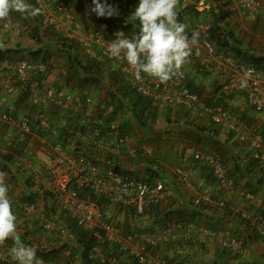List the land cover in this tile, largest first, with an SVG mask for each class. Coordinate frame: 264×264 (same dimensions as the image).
Returning <instances> with one entry per match:
<instances>
[{
    "label": "built area",
    "instance_id": "1",
    "mask_svg": "<svg viewBox=\"0 0 264 264\" xmlns=\"http://www.w3.org/2000/svg\"><path fill=\"white\" fill-rule=\"evenodd\" d=\"M32 1L36 7L43 10V14L39 16L44 27L53 29L69 39L79 41L83 49L92 56L100 53L107 60L114 62L117 69L126 77L130 87L138 94L148 98L153 104L182 105L199 117L207 115L215 124H226L230 131L237 133L240 138L247 141L252 157L264 167V136L261 132L250 129L240 116L233 114L221 105L204 104L198 94L191 92L189 88L176 81L162 84L144 73H141V78L138 79L134 74V69L127 64L126 60L122 57L120 59L112 58L108 54V45L116 38H107L101 31L94 29L89 30L90 32L85 37H78L77 29L81 28L80 25L76 23L71 28L64 27V23L59 17L66 18L70 23L73 21V16L63 1ZM237 2L244 13L249 16L258 17L262 12L260 0H237ZM210 3L213 4L211 0L206 3L201 2L197 4V7H210ZM181 22L184 23V21ZM23 29L21 20L12 15L7 21L0 20V34L20 36ZM82 29L85 31L86 26H83ZM210 29L211 23L208 20L196 21L189 27V31L196 30L199 33V41L206 52L213 57L208 61L211 70L226 73L227 91L230 93L244 92L248 105L258 112L262 111L264 109V68L259 69L241 63L231 56L217 53L214 44L209 39ZM48 73V64L43 61L0 60L1 93L13 92L15 86H19L23 92L28 94L33 106L38 107L41 104L50 103L61 110L70 112H79L85 105L93 103L94 98L91 94L77 92L63 81L44 88V78ZM5 106V96L0 95V121L5 124L18 125V141L28 144L27 134L31 131L30 118L18 120L6 110ZM99 108L100 112L105 115H109L115 110L114 104L107 101L101 102ZM42 124L48 125V122L43 120ZM94 133L97 136L94 138L96 146L113 158L120 155L121 146L128 141V138L122 136L117 138V143L108 144L105 138H100V130L96 129ZM74 150L68 149L60 143L53 145L49 150L48 162H44L40 168L38 166V170L45 174L49 180V192L63 213L68 215L76 226L94 235L98 242H107L109 247L116 245L122 254L129 255L136 264H186L153 254L152 250L175 240L189 243L188 246L206 245L210 240H214L219 248L221 260H223L219 264L225 262L226 264L229 262L231 264H246L241 262L245 255V246L240 237L230 230H216L197 222L174 221L151 232L135 231L123 235L117 218L118 212L111 214L110 209L114 208L116 211L132 209L134 213L142 214L148 206L166 200L167 184L159 178L150 181L131 176L112 167L103 168L93 159ZM145 151L148 155L152 153L149 148H146ZM185 152L171 174V178L180 184L182 191L192 196L195 204L205 208L216 207L221 210L228 208L232 216L244 220L264 240V216L231 202L230 197L234 195L235 184L229 175L227 165L221 158L213 152H204L193 147L187 148ZM190 160L208 166L210 180L213 182L212 186L219 191L218 195L215 196L210 189L203 190L193 183ZM87 191L92 192L95 196H90ZM8 195L12 201V208L20 210L24 217H31L38 213L45 230L55 229L57 238L64 239L68 236L69 227L63 223L55 224L56 217L52 219L50 212L37 211L36 201L20 200L16 205L9 192ZM242 196L243 201L245 200L247 203L254 200L252 192L245 191ZM11 247V244L6 243L0 246V263L15 264L10 257ZM38 257L43 260L44 264H55L42 256ZM89 257L97 258L104 263H115L116 261V255L112 249L109 248V253L104 255L101 254L99 245L93 247Z\"/></svg>",
    "mask_w": 264,
    "mask_h": 264
},
{
    "label": "crops",
    "instance_id": "2",
    "mask_svg": "<svg viewBox=\"0 0 264 264\" xmlns=\"http://www.w3.org/2000/svg\"><path fill=\"white\" fill-rule=\"evenodd\" d=\"M206 1L209 0H180V13L183 15L182 21L188 25V28L196 21L206 20L207 11L210 7H197V4L206 3ZM260 1L262 3L261 14L257 20L249 22L246 20L248 16L238 5L237 0H225L230 16L223 21L226 29L241 40L242 45L249 52L257 55L264 53V0ZM210 6H213V4ZM195 11L203 14L196 15ZM77 18L79 22H82L83 26H86L85 20L87 18L92 25L95 23L88 10H83L81 13L77 11ZM138 29L139 27L134 32L127 34V37L130 39L135 38L138 34ZM98 59L96 60L101 67V80L97 84L81 85V88H83L82 92L76 87H72L77 92L91 94L94 98L92 104L85 105L79 112L61 110L50 103L35 107L31 104L28 94L23 92L19 86H16L13 92L7 93H1L0 88V95H4L6 99V110L18 120L23 118L34 120L31 131L27 134L28 144H22L18 141V125L5 124L0 121V171L6 173L9 193L16 205L20 200L28 201L32 198L38 205L37 211L43 210L45 212L48 209L51 214L50 217L52 219L56 217L54 220L56 221L55 224H70L73 222L68 215L63 213L52 198V194L48 189L49 180L45 177V174L40 173L38 166L40 168V165L48 162L49 150L53 145L60 143L72 150L75 149V143L78 140L81 143L77 145V152L87 154L103 168H116L115 166L117 165L122 172H129L133 176L144 177L149 173L147 169L154 167L164 170L166 175H164L163 180L168 183V180H170L169 174H171L167 173L171 171L167 167L169 159L173 158L176 161L178 157L181 159L182 157L180 158V156L185 155V151L189 147L198 148L205 152L215 151L214 149L217 146L222 147L227 167L230 172L235 174L238 180L234 195L231 197L229 195L231 202L247 208L253 213L263 214L264 177L262 172L264 169L259 165L261 169H253L255 171H252L253 173L251 172L250 176L244 172L241 174L240 170L243 171V164L247 163L250 156L247 150L248 144L244 138H240L237 133L230 131L226 124H215L210 122L207 116L197 118L194 114H192V124L189 123L186 109L182 105L163 104L153 106L156 116L153 120H148L147 128L145 129L132 119L117 120L112 124L104 123L103 128L97 127V124L102 121L98 117L100 113L99 104L108 101L111 90L121 89L122 85L128 84L126 77H122L121 73H118L114 62L102 58ZM212 59L213 57L206 52L201 42L198 41L192 47L191 56L181 70L182 74L174 77L171 81H176L186 86L190 85L196 94L199 93L201 95L202 92L208 98L214 95L218 96L220 92H223L224 100L230 110L237 115L246 116V119L249 120L250 129L264 133V109L259 112L252 109L247 105L245 98L239 94L228 96L227 94L231 93L226 89V73L223 74L219 71L211 70L208 61ZM63 61L60 68H50L49 73L44 78V88L64 81L66 66L64 67L63 63L66 64V60ZM201 100L205 101L203 97ZM43 120L48 122V125L42 124ZM77 123L84 126L83 131L79 128L74 130ZM80 125L79 127H81ZM107 128L109 129L107 130ZM96 129L103 130L100 138H105L108 144L117 143V138L122 136L128 138L127 143L121 146V153L118 157L113 158L104 150L94 146L92 138H97L94 133ZM65 131L70 132L71 136L66 137ZM214 131L216 132L212 134ZM65 138L66 142L64 141ZM146 148L152 150L151 155L146 153ZM4 157L11 160L8 162ZM109 157H111V161ZM189 163L193 183L203 190L206 188L210 189L215 196L218 195L219 191L206 180L204 175L205 168L191 160ZM235 164H238L240 170L235 169ZM252 175L262 178V184L258 188L253 189V191L247 189L248 184L251 185L253 182L254 177L252 178ZM178 185L181 187L180 184ZM246 189L250 190L254 195V200L248 203L245 200L243 201L242 196L243 191ZM173 192L180 194L175 188L173 190L169 189L167 191L168 197ZM13 210L18 217L17 231L26 244L34 246L36 249L43 248L47 251L59 249V256L54 257L52 261L55 264H71L68 260L69 256L71 261L76 256L73 257L74 250L71 251L70 249L74 246L73 242H71L73 240L71 232L66 239L62 241L56 240L55 229L45 230L42 227V230H39L38 227L39 225L43 226V222L38 213L31 217H24L21 215L20 210L16 208H13ZM131 210L116 211L114 208L110 209L111 214L118 212L117 218L122 232L151 231V229L158 228L157 218L153 215L151 208L142 214L135 213L134 215L130 214ZM223 212V210L216 207H210L207 214H205L206 212L202 214L199 223L216 230H230L237 236L239 235L242 240L246 235H249L251 240H248L247 244L244 245L245 255L241 262L246 264H264L263 238L258 237L259 239H255L254 235L257 234L255 229L250 226L244 229L238 220L233 221L229 217H224ZM120 219L123 223H120ZM66 243L70 247H66L64 245ZM6 244L12 245V241L9 240ZM108 249L104 245L101 247V253L105 255L108 253ZM63 256L68 257L67 261H65ZM170 257L173 261L182 260L186 264H219L223 262L217 243L214 240H210L206 245L186 249L181 253L170 251ZM121 260L123 262L120 264H135L132 258L125 253L122 254ZM77 264H81L80 261L77 260ZM223 264H226V262ZM229 264L231 263L229 262Z\"/></svg>",
    "mask_w": 264,
    "mask_h": 264
},
{
    "label": "trees",
    "instance_id": "3",
    "mask_svg": "<svg viewBox=\"0 0 264 264\" xmlns=\"http://www.w3.org/2000/svg\"><path fill=\"white\" fill-rule=\"evenodd\" d=\"M61 1L64 2L67 8L68 7L67 2L65 0H61ZM213 1L215 2V6L214 7L210 6L209 10L207 11L208 13L207 16H209L210 19H206V20L210 21L211 23V29L209 31V39L214 44L216 52L231 56L233 59L241 63L249 64V65L255 66L256 68H259V69L264 68V53L257 55V54L249 52L242 45L241 40H239L236 36H234L230 31L226 29L225 25H223V21H225V19H227L230 16V11L227 9V6H226L227 4L225 0H211V2ZM100 2L104 3L105 1L103 2L100 0ZM84 3H85L86 9L88 10L90 15L95 20L93 29L96 31H101L103 35L107 38H116L114 34L117 31H124L125 36L127 37L128 36L127 34L134 32V30L139 27L138 21L135 24L129 22V15L135 10V7L139 3V0H107V3L119 9V15L113 16L110 18L109 17H98L95 13L91 12L90 8L94 7V5L92 4V0H84ZM68 11L70 12V10ZM195 13L196 15L203 14L202 12L200 13L197 11H195ZM71 15L73 14L71 13ZM21 16L23 17L22 20L27 21L24 15H21ZM182 16L183 15H181V13L179 12L180 21H182L183 19ZM27 19H31V21L35 23L38 20L39 21L38 26L43 28L41 24L40 16H37L35 18H27ZM21 22L24 26V22L23 21ZM39 30L40 31H38L36 25L32 27L33 33L31 34V38L37 41L40 45H43L44 47H37V48H34L33 50H28V49L26 50L25 48L21 47L20 44L16 43L14 46L0 48V60L8 59L11 61H18V60H23V59H29L33 61H43L48 64V67L50 70L51 65L48 60L50 57L49 47L52 48L50 41L56 40L58 43V46L56 48L59 50L60 55L66 60V64H64L66 66V71L64 74L65 77L63 81L65 84H70L71 88L76 87V89H79V91L82 92L83 88H81V85H85V86L87 84L93 85V84H97L101 80L102 72H101L100 65L97 63V60H99L98 58L107 60L105 56H103L100 53H97V55L95 56L97 57L96 58L97 60H96L94 56H92L90 53H87V51L83 49L79 41L69 39L65 37L64 35H61L58 32H53L51 29L47 27L43 28L42 30L39 28ZM50 38L51 40H49ZM118 73H121V72L118 70ZM121 75L122 77H125L122 73ZM183 85L186 86L185 84ZM186 87L189 88L191 92L196 93L194 92V90L191 89L190 85H187ZM76 89L74 90L76 91ZM233 94H239L245 98L244 92H233L227 95L230 96ZM200 97L202 98V95L199 94V98ZM204 100L205 101H203V103L206 105H209V106L221 105L225 109L232 112V110H230V108L227 106L226 101L224 100L223 92H220V95L218 96L214 95L211 98L206 97L204 98ZM107 102L114 104L115 110L109 115H105L103 112H100L98 117L102 121L100 124H97V127L103 128L104 123L112 124L117 120L120 121L123 119L124 120L132 119L133 121L137 122L140 127H144L145 129L147 128L148 120L149 119L153 120V118H155L156 116L155 112L153 111V106H156L157 104H153L148 98L135 92V90H133L129 84L122 85L121 89L111 90L110 96ZM251 108L254 109L253 107ZM186 114L188 116L189 123L193 124V115H192L193 113L186 109ZM194 116L199 118V116L195 114ZM204 116H207V115H204ZM237 116H240L241 120L245 122L248 126H250L248 124L249 120L246 119V116H241V115H237ZM30 121H31V127H32L34 124L33 123L34 120L30 119ZM210 122L212 121L210 120ZM79 125L80 124L77 123L74 127L75 128L74 130H77V128H79V129H82L83 131L84 126L80 125L81 127H79ZM108 129L109 128H107V130ZM102 131L103 130H100V134L102 133ZM65 132H66L65 133L66 137L71 136L70 132L68 131H65ZM215 132L216 131L212 132V134H214ZM262 134L264 136V133ZM92 139H93L94 146H96L95 139L94 138ZM64 141L66 142V138L64 139ZM80 143H81L80 141L78 140L76 141L75 143L76 147L74 151H77L78 149L77 145H79ZM214 150L215 151H212V152L217 154L221 158V160L226 164L227 162L225 161V156L223 154L222 147L217 146L215 147ZM247 150H248V155L250 156H249V160L247 161V163L243 164L244 165L243 171L238 168L239 162L238 164H235V169L240 170L241 174L244 172L246 175L249 174L250 176L251 172L255 171L253 169H256V168L264 169V167L261 164H259V162L255 158L252 157L251 152L248 148V145H247ZM77 153H81V152H77ZM82 154L89 157L87 154L83 152ZM183 155H181L180 158L183 157ZM109 158L111 161V157ZM237 159L239 160V158ZM5 160L9 162L11 159L6 157ZM259 165L261 166V168H259L260 167ZM200 166L205 168L204 175L206 176V180L208 181L210 185H212L213 182L210 180L211 177L209 174L208 166L201 165V164ZM115 167H116L115 169H117L118 171H122L120 168L117 167V165ZM147 172L149 173H147L144 177H138L136 175L134 177L143 178V179L151 181L154 178H159L163 180L164 175H166L164 174L165 173L164 170L162 169L159 170L158 168H154V167L148 168ZM228 172H229V175L233 178L235 186H237L238 185L237 177L235 176V174H233L229 170ZM126 173L130 174L129 172H126ZM262 175L264 177V170L262 172ZM131 176H133V174ZM171 176L172 175H170L169 177L170 180H168L169 184L168 182H165V183L167 184V187L169 186V189L173 190L175 188L179 191L180 194H178L177 192L176 193L173 192L172 193L173 195L171 194L169 197L167 195L166 200L163 201L165 202L164 204H162L163 202H161L156 205L148 206L145 209V211H147V209L149 208L152 209L153 215L156 216L157 218V222H156L158 224L157 227L166 226L174 221L199 223L200 222L199 219L202 216V214H204V212H206L205 214H207L210 208L208 209V208H205L204 206L195 204L193 198L189 196L188 194L183 193L181 187H179L176 180L174 178H171ZM252 178H253V182L251 183V185L248 184L247 189H250L253 191V189L258 188V186L262 184V178L255 176V175H252ZM247 189L245 191L251 192L250 190H247ZM87 192L90 196H93V197L95 196L92 192L90 191H87ZM29 200H32V198H30ZM222 210L224 211L223 212L224 217H229L233 221L238 220L240 225L242 224L244 229H247L249 227V225H247L244 220H240V218H236L235 216H232L231 211L228 208H223ZM46 211H48V209ZM263 215H264V212H263ZM66 225L69 227V230L71 234L73 235V240L71 242H73L74 246L70 248L71 251L74 250L73 257L76 255L74 258L71 257L73 260L75 261L78 260L80 261L81 264H120L123 262L121 260L122 253L118 250V247L116 245L108 247L109 245L106 244L107 242L106 243L98 242L97 238L94 235L76 226L74 222L70 224H66ZM42 227H43L42 225H39L38 227L39 230L40 229L42 230ZM154 230L155 229H151V231H154ZM238 237L240 236L238 235ZM254 237L255 239H259L258 237L260 236L257 233L254 235ZM248 240L250 241L251 237L249 235H246V237L243 239L244 245L247 244ZM188 244L189 243H186V242L183 243L180 240L169 241L166 243L165 246L162 245L158 248L153 249L152 253L165 256L166 258H171L170 251L181 253L185 251L186 249L188 250L189 247H191V246H188ZM64 245H66V247H70L68 246V243ZM96 245H99L100 247H103L105 245V247L112 249L116 255L115 263H104V262H101L97 258H90L89 254L91 250L93 249V247ZM108 253H109V249H108ZM59 254H60L59 249L58 250H48V251L43 248L37 249L38 256H42L44 259L50 260V261H52L54 257L59 256ZM170 260L173 261V259H170ZM133 262L135 263L134 260ZM180 263H184V262L181 260ZM0 264H4V263H0Z\"/></svg>",
    "mask_w": 264,
    "mask_h": 264
},
{
    "label": "clouds",
    "instance_id": "4",
    "mask_svg": "<svg viewBox=\"0 0 264 264\" xmlns=\"http://www.w3.org/2000/svg\"><path fill=\"white\" fill-rule=\"evenodd\" d=\"M92 4L94 7L90 11L98 17L119 15V9L107 3V0L104 3L92 0ZM13 12L24 15L26 19L43 14L42 8L27 0H0V20H9ZM179 12L180 0H139L129 15L130 23L139 22L138 34L130 39L124 31H117L114 34L116 39L108 45V54L112 58L122 57L126 60L138 79L144 73L167 84L182 74L181 70L191 56L192 47L199 41V33L196 30L189 31L188 25L180 21ZM8 192L6 173L0 171V246L12 241L10 257L15 264H44L37 256V249L21 239L17 231L18 217Z\"/></svg>",
    "mask_w": 264,
    "mask_h": 264
},
{
    "label": "rangeland",
    "instance_id": "5",
    "mask_svg": "<svg viewBox=\"0 0 264 264\" xmlns=\"http://www.w3.org/2000/svg\"><path fill=\"white\" fill-rule=\"evenodd\" d=\"M67 2V8L68 10H70V12L73 14V21L72 23H70L69 21L66 20V18H63L61 16L60 19L61 21L64 23V27H73L77 22L78 24L80 25V29L78 28L77 29V32H78V37H85L90 31L89 30H93V25L91 23H89V19L87 18L85 20V24H86V30L84 31L82 29L83 25H82V22L78 21V18H77V11L78 13H81L83 10H87L85 9V3H84V0H65ZM101 1H105V0H101ZM28 3L32 4L33 5V1L32 0H27ZM213 6H215V2L213 1ZM12 16L14 17H17L18 19H20L21 21L24 22V29H23V33L20 35V36H12V35H8V34H5V33H1L0 34V48H3V47H9V46H14L16 43L20 44L21 47L25 48L26 50H33L34 48H37V47H44L43 45H40L37 41L33 40L31 38V34L33 33L32 31V27H34L35 25L37 26V29L38 31L39 28L42 30L43 28H45L43 25V28L39 27L38 24H39V21L37 20L36 23L31 21V19H26L27 21L25 20H22L23 17L21 16L22 14L20 13H17V12H14V14L12 13L11 14ZM247 15V14H246ZM248 18L246 19L247 21L251 22L252 20H257L258 17H252V16H249L247 15ZM206 19H210L209 16H206ZM50 29V28H49ZM53 32H55L53 29H51ZM51 31V33H52ZM45 40V38H44ZM51 40V38L49 39ZM51 43V47H49L50 51V57H49V62H50V65H51V68H55V67H58L60 68L61 67V62L62 60L65 61V59L60 55L59 53V50L56 48L58 46V43L56 40H51L50 41ZM47 49V48H46ZM63 61V62H64ZM65 64V63H63ZM65 67V65H63ZM201 95L203 97V99L206 97V94L205 93H202L201 92ZM203 102V101H202ZM179 162V157H178V160L176 161L175 159H169L167 161L168 164V169L171 170V171H168V173H171L173 172V169L175 168V166L178 164ZM170 174V175H171ZM130 214L134 215L135 213L131 210ZM119 222V220H118ZM123 223V221L120 219V223ZM56 234V233H55ZM123 235H126L128 234L126 231L125 232H122ZM56 240H62L61 238H56ZM195 246H191L190 248H194ZM65 257V261H67V256H63ZM70 258V256H69ZM68 260L71 262V264H77V260L74 261L71 259ZM64 261V262H65Z\"/></svg>",
    "mask_w": 264,
    "mask_h": 264
}]
</instances>
